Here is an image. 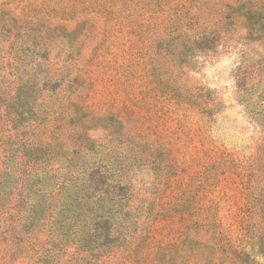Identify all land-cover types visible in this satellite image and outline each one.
<instances>
[{
	"label": "rangeland",
	"instance_id": "obj_1",
	"mask_svg": "<svg viewBox=\"0 0 264 264\" xmlns=\"http://www.w3.org/2000/svg\"><path fill=\"white\" fill-rule=\"evenodd\" d=\"M246 9L264 0H0V264H81L59 246L103 202L138 227L101 264H264V39ZM203 32L214 50L184 60L172 38ZM17 142L50 156L27 164Z\"/></svg>",
	"mask_w": 264,
	"mask_h": 264
},
{
	"label": "trees",
	"instance_id": "obj_2",
	"mask_svg": "<svg viewBox=\"0 0 264 264\" xmlns=\"http://www.w3.org/2000/svg\"><path fill=\"white\" fill-rule=\"evenodd\" d=\"M245 18V26L247 30L248 40H260L264 39V14L262 12L246 9L242 13ZM179 39L181 42V56L186 60L189 56L195 54H203L214 50L216 47V40L211 36V32H203L198 37H186L179 34L178 37L172 39ZM25 88L22 85H18L15 90V97L12 98L10 104H14V108L11 113L15 117L24 119L23 114L26 111L21 110L24 106V100H22V94L25 92ZM12 106V107H13ZM30 111H28L29 113ZM26 113V114H28ZM258 114L254 120L258 123L262 133L264 135V110L260 109L254 111L253 114ZM9 116V113L6 114ZM6 116V117H7ZM84 117H87L84 115ZM2 118L0 113V119ZM16 119V118H14ZM110 119L115 120L110 116ZM18 129V128H14ZM15 151L18 152V157L25 163L33 166L39 165L44 159L50 156L51 151L43 148L38 152H28L27 147L30 144L26 142H17L15 145ZM262 149L264 145L261 146ZM26 152V154L24 153ZM20 153V155H19ZM25 154V155H24ZM26 156V157H25ZM10 175V174H8ZM94 208L91 214L88 216L87 221L80 222L76 226L69 224L67 228L75 232L69 240H66L63 245L59 246V249L63 246L64 250H73L79 255L78 261L81 264H101V259L110 255L116 250L121 243L127 240L132 233H134L138 227L136 221L137 208L133 205H126L118 202L117 205H110L108 202ZM35 204V203H34ZM11 208V205L9 209ZM32 213L38 210V205L31 206ZM11 213V212H9ZM261 213L264 219V204L262 205ZM10 215H13L12 213ZM69 242V243H68ZM263 238L259 241L260 252H263Z\"/></svg>",
	"mask_w": 264,
	"mask_h": 264
}]
</instances>
